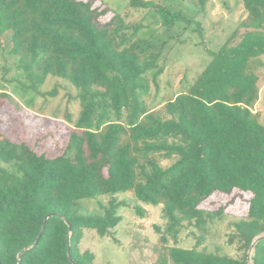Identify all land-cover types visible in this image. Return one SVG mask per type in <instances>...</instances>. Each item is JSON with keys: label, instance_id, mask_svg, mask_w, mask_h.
Listing matches in <instances>:
<instances>
[{"label": "trees", "instance_id": "1", "mask_svg": "<svg viewBox=\"0 0 264 264\" xmlns=\"http://www.w3.org/2000/svg\"><path fill=\"white\" fill-rule=\"evenodd\" d=\"M188 1L203 11L208 0ZM241 4L243 19L192 80L184 76L180 89L146 106L148 80L156 84L164 72L175 29L193 22L185 12L128 0L141 17L126 24L99 0H0V42L8 31L31 87L58 77L79 104L75 120L66 113L32 140L43 119L31 122L26 108L5 113L11 100L0 86V264H94L79 247L83 231L107 235L120 221L118 203L111 198L101 213L87 214L77 204L127 191L162 205L174 238L187 224L203 232L221 217L220 208L201 206L214 194H247L246 216L232 220L229 233L239 255L179 246L167 253L172 264H248L249 256L264 264V125L253 111L259 75L248 70L264 53V0ZM151 14L162 35L153 27L137 37Z\"/></svg>", "mask_w": 264, "mask_h": 264}, {"label": "rangeland", "instance_id": "2", "mask_svg": "<svg viewBox=\"0 0 264 264\" xmlns=\"http://www.w3.org/2000/svg\"><path fill=\"white\" fill-rule=\"evenodd\" d=\"M99 1L110 9L107 16L115 11L126 24L140 21L141 12H132L127 7L128 0ZM153 1L185 12L193 22L189 27L175 29V42H169L172 46L167 52L164 72L156 84L148 80V93L143 98L146 106H156L162 99L180 89L184 76L192 80L209 60V52L220 48L243 19L245 12L241 0H208L203 11L195 9L188 0ZM152 15L145 20L144 27L142 25L138 30L137 37L148 38L146 30L153 27L156 36L162 35L163 30L158 22L154 24ZM196 22H199L200 31L194 29ZM178 24L183 25L182 22ZM248 70L259 75V99L253 111L258 112L259 121L264 125V53L250 60ZM31 85L32 81L21 60L10 52V33L4 31L0 42V86L2 91L10 95L11 101L3 111L11 115L9 112L13 111V107L18 112L21 108H26L34 115L31 122L43 119L39 130L29 132L28 137L32 140L37 137L36 132L42 133L44 125L51 123V120L65 122L66 113L70 114L72 120L77 118V91L68 81L48 76L36 89ZM52 90L56 91L55 96L47 94ZM100 113L101 109H98L97 114ZM110 116L111 119L115 118L113 114ZM123 117L125 121V112ZM54 144L60 146V142ZM161 164L167 166L170 160H162ZM111 198L118 203L115 211L120 221L103 237L93 228L84 229L80 240V249H88L94 254V264H161L163 259H166V264H172L167 253L172 246L196 247L231 256L239 255L236 244L229 242V233L233 231L231 221L246 216L247 194H214L203 201L201 206L211 210L220 208L221 217L208 222L203 232L196 226L187 224L175 238L166 232L168 222L163 216L162 205L142 202L130 191L81 199L77 208L83 214L101 213L102 205L107 206Z\"/></svg>", "mask_w": 264, "mask_h": 264}, {"label": "water", "instance_id": "3", "mask_svg": "<svg viewBox=\"0 0 264 264\" xmlns=\"http://www.w3.org/2000/svg\"><path fill=\"white\" fill-rule=\"evenodd\" d=\"M48 217H46L45 218V220L47 219ZM44 225H45V222L43 223V225H42V229H41V232L43 231V229H44ZM40 236H41V233L37 236V238H36V240L34 241V245H37V243H38V241H39V239H40ZM260 239V237H257V239L254 241V243L256 242V241H258ZM253 243V244H254ZM21 254V253H20ZM19 254V255H20ZM249 254L251 255V250H249ZM248 259H249V262H248V264H251V256H249L248 257ZM21 263V261H20V259H18V262H17V264H20Z\"/></svg>", "mask_w": 264, "mask_h": 264}, {"label": "crops", "instance_id": "4", "mask_svg": "<svg viewBox=\"0 0 264 264\" xmlns=\"http://www.w3.org/2000/svg\"><path fill=\"white\" fill-rule=\"evenodd\" d=\"M260 91V90H259Z\"/></svg>", "mask_w": 264, "mask_h": 264}]
</instances>
